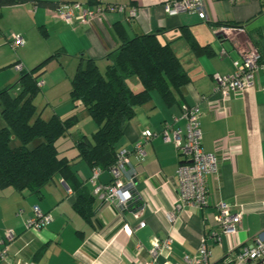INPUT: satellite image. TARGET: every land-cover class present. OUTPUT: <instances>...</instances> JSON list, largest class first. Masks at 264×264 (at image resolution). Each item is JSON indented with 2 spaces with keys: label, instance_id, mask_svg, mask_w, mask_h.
<instances>
[{
  "label": "crops",
  "instance_id": "crops-1",
  "mask_svg": "<svg viewBox=\"0 0 264 264\" xmlns=\"http://www.w3.org/2000/svg\"><path fill=\"white\" fill-rule=\"evenodd\" d=\"M42 1H51L54 5L31 2L0 8V70L5 68L1 73L8 71L16 83L19 71L17 75L12 63L29 70L60 51L46 64L40 77L42 97L47 103L54 98L69 99V90H65L70 89V79L80 58L94 59L103 71L104 56L123 40L154 33L161 43L170 45L187 81L180 88H171L173 99L169 103L159 91L152 90L150 99L139 105L125 123L118 146L131 150L142 130L158 133L174 118H177L174 127L183 134L185 122L179 119L180 104H197L202 147L217 155L218 172L205 176L206 205L183 206L175 212L173 222H168L164 212L179 203L176 170L180 157L172 142L154 136L145 144L142 157L134 153L128 157L137 171L136 193L146 203L140 217L145 226L137 228L138 219L131 212L135 203L122 211L93 192L88 180L92 169L76 157L74 142L81 136L90 137L96 128L91 119L82 126L84 130L77 124L60 137L63 142L65 136L71 141V158L66 157L76 178L66 181L56 175L38 192L18 191L10 186L0 188V241L5 231L15 233L8 243L10 257L35 264H142L150 258L148 249L152 238L170 236V251L160 256L158 264L182 263L185 255L197 253L204 238L209 255L202 264H214L257 235L264 236V71L255 72L253 85L241 95L231 96L226 115L215 109L220 96L212 77L213 73L232 74L234 62L240 61L242 52L248 49L257 51L264 61V9L260 0H204L208 18L205 21L193 10L167 15L162 8L166 0ZM72 1L92 9L103 4L135 7L137 13L129 17L126 9L105 11L90 23H67L61 13ZM219 25L230 28L225 32L216 31ZM11 34H19L24 39V45L18 47L21 50L14 56L1 46ZM193 41L206 48L195 49ZM128 82L134 89L141 88L136 76ZM14 87L17 92V86ZM43 111H40L41 117ZM56 111L53 113L60 118L67 117ZM82 112L83 116L87 114ZM231 150L234 154L228 157L226 154ZM108 181L109 174L102 172L99 182ZM83 194L88 201V218L75 205L77 197ZM79 200L82 202V197ZM221 200L232 211L243 209V214L233 235L220 234V241L214 242L209 235L215 228V206ZM34 205L49 212L51 221L40 230H26L24 222L32 215Z\"/></svg>",
  "mask_w": 264,
  "mask_h": 264
},
{
  "label": "trees",
  "instance_id": "trees-1",
  "mask_svg": "<svg viewBox=\"0 0 264 264\" xmlns=\"http://www.w3.org/2000/svg\"><path fill=\"white\" fill-rule=\"evenodd\" d=\"M31 2L54 5L42 0H0V8ZM260 3L264 9V0ZM192 45L199 51L206 48L199 47L195 41ZM59 54L60 51L54 52L29 70L22 68L17 82L0 90L3 122L0 125V188L10 186L18 191L38 192L56 175L66 181L76 178L70 160L59 156L56 141L77 124L81 111L91 116L96 129L90 137L81 136L74 142L76 157L91 169L96 167L106 172L120 149L118 142L125 123L139 105L150 99V92L159 91L169 103L173 99L171 88H180L187 81L168 43H161L154 33L136 35L126 38L104 56L103 71L94 59L80 58L70 79L72 113L66 118L53 113L45 119L37 112L33 99L42 87L38 81L46 64ZM132 76L138 78L140 89L129 85ZM14 86L18 90L12 94L10 90ZM86 198L84 194L78 196L75 205L88 218ZM224 258L214 264H220Z\"/></svg>",
  "mask_w": 264,
  "mask_h": 264
},
{
  "label": "built area",
  "instance_id": "built-area-1",
  "mask_svg": "<svg viewBox=\"0 0 264 264\" xmlns=\"http://www.w3.org/2000/svg\"><path fill=\"white\" fill-rule=\"evenodd\" d=\"M163 11L169 15H177L181 12L193 10L198 17L207 20L204 0H166L162 3ZM126 7L117 4H103L95 8H90L84 3L72 1L66 4L65 10L61 13V18L67 23L77 21L79 23H90L98 19L105 11H123ZM127 10L129 17L136 16L137 9L129 7ZM230 27L219 25L216 31L225 32ZM8 42L12 48H18L24 45V39L19 34H11ZM14 68L20 71L23 67L16 63ZM234 72L232 74L220 75L213 73L212 77L215 83V91L219 93L220 101L215 109L220 114L226 115L228 112V102L232 95H241L245 89L253 85L254 74L258 69L264 71V61H261L260 55L254 49H248L242 52L241 60L234 62ZM42 86L43 82L38 81ZM264 90V87H262ZM179 119L185 122V132L182 134L179 128H175L173 122L165 123L158 133L150 130H142L140 138L134 147L129 150L120 148L117 151L116 159L107 169L110 179L106 183L99 182V176L103 172L99 168H92L88 180L93 185V192L103 201L113 204L120 210L130 209V205L135 203L131 210L134 217L138 219L137 228L145 226V222L140 219L143 214L146 203L141 201L135 188V177L137 174L135 166L130 162L129 155L134 153L137 157H142L145 153L144 146L154 136L159 135L163 141L172 142L175 145L180 161L176 170L179 192V203L175 204L170 210L164 212L168 222H173L175 212L183 206L200 208L207 203V188L205 176L216 174L218 172V157L214 152H206L202 147V134L199 123V108L197 104H180ZM233 150L227 152L228 157H232ZM141 201V202H139ZM243 214V209L232 211L227 202L221 200L215 206L213 215L214 226L210 233V238L214 242L220 241V234L230 237L237 231ZM51 221V214L42 211L38 206L32 207V215L25 222L26 230H40ZM15 237L11 230L4 232V238L0 241V263L7 264H35L31 261H23L19 258L10 257L8 243ZM202 239L200 247L194 256L185 255L180 264H202L207 261L209 250ZM172 238L166 236L163 238H152L148 253L150 258L142 264H158L159 258L164 252L170 251ZM140 248V245H137ZM179 264V263H178ZM220 264H264V236L257 235L249 243L234 248V250L225 255Z\"/></svg>",
  "mask_w": 264,
  "mask_h": 264
},
{
  "label": "rangeland",
  "instance_id": "rangeland-1",
  "mask_svg": "<svg viewBox=\"0 0 264 264\" xmlns=\"http://www.w3.org/2000/svg\"><path fill=\"white\" fill-rule=\"evenodd\" d=\"M9 38H10V36L8 37V39ZM8 39L6 40L4 38V40L1 42V43H3V44H1V46L4 47V50L6 49L7 51H10V53L14 56L17 53H19L21 48H15V49L12 48L10 46L9 42H8ZM12 68L14 69V72H16V74H17L18 70H16L13 65H12ZM3 70H5V68L0 70V90L6 84H10V85L15 84V80H16L15 77L13 79H10L8 71L1 73V71H3ZM51 73H52V71L49 70V74H51ZM12 77H13V75H12ZM6 80H9V81H6ZM66 89L67 90H65V91L69 90L68 87ZM60 90L61 91L63 90V85H61ZM10 92L12 94H15L16 93V88L12 87ZM34 104L36 106L37 112H40V111H42L44 109V111L42 113V117L45 118V119L48 118L53 112H57L56 109L60 112V114H62L61 116H65V117L69 116V114H71L72 111H73V106H72L70 100L67 99L66 97L64 99L54 98V99H52V101L47 103L46 100L42 97V89L39 90L37 99L35 100ZM85 113H87V112H85ZM84 117H87L88 119L85 118V120H84ZM90 119H91V116H89L88 113L84 114V116H83V112L82 113L81 112L78 113V122H77V124L80 126L81 130H84V127H82V126H86L85 122L90 120ZM1 121L2 120H0V125L3 124V122H1ZM95 128H96V124H95ZM75 129L76 128L72 129L71 131H74ZM65 137H67L65 142H63L64 141L63 138H60L56 142L58 153H59V156H67L68 158H71L70 157L71 154L69 153L70 149H71L70 148L71 147V141L69 140L68 136H65ZM14 143H16V142H14ZM74 152H75V150H74Z\"/></svg>",
  "mask_w": 264,
  "mask_h": 264
}]
</instances>
